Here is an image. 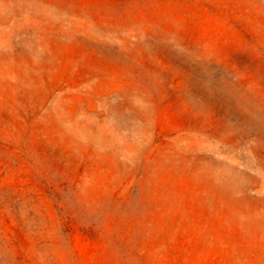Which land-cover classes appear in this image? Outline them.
Returning a JSON list of instances; mask_svg holds the SVG:
<instances>
[{"label":"rangeland","instance_id":"1","mask_svg":"<svg viewBox=\"0 0 264 264\" xmlns=\"http://www.w3.org/2000/svg\"><path fill=\"white\" fill-rule=\"evenodd\" d=\"M0 264H264V0H0Z\"/></svg>","mask_w":264,"mask_h":264}]
</instances>
